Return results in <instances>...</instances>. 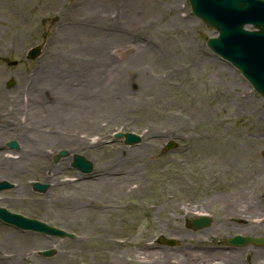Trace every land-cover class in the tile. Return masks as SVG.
<instances>
[{
	"label": "rangeland",
	"instance_id": "obj_1",
	"mask_svg": "<svg viewBox=\"0 0 264 264\" xmlns=\"http://www.w3.org/2000/svg\"><path fill=\"white\" fill-rule=\"evenodd\" d=\"M90 10L100 11L101 18L94 24L86 20ZM176 18L187 22L176 23ZM215 35L212 26L193 14L188 0H19L18 4L0 0V86L6 91L0 97L2 105L9 108L16 100L23 102L20 108L24 109L31 101L37 103V95L30 94L33 89L39 90L45 106L60 100L64 107H72L78 97L88 96L81 88L89 87L83 72L88 67L105 66L103 81L110 84L107 100L76 106L70 112L77 119L63 116L60 121L57 107L55 114L40 116L43 130H51L53 123L77 129L79 123L89 145L73 152L76 146L68 143L42 144L47 156L61 148L71 155L56 163L49 160L56 172L52 177L23 176L29 191L26 197L19 196L16 188L0 191L1 206L74 236L61 238L0 221V253L7 235L24 233L54 241L38 251L40 259L50 264H66L56 259L63 250L71 256L69 264L104 262L106 243L85 246L79 241L83 237L118 240V252H128V258L147 242L153 248L149 264L158 256L156 251L169 263L182 257L181 250L211 247L217 242L213 239L230 245L226 239L233 230L216 237L212 229L219 214L227 219V210L220 213L222 204L209 201L241 190L249 191L256 203L264 201V98L239 69L207 46V38ZM37 43L43 45V53L27 59V49ZM52 72L59 73V81H47ZM11 78L12 87L8 86ZM22 109L19 114L25 113ZM91 122L102 130L86 126ZM116 130L142 134L145 144L142 148L141 143L127 145L123 138L114 137ZM170 140L176 146L165 150ZM128 148L134 151L128 153ZM74 153L93 161L95 171L85 174L72 167ZM124 162L135 171L120 174L118 194L111 189L101 194L100 183L89 176ZM82 177L87 182L81 184ZM36 178L54 184L46 192H37L30 186ZM72 184L74 191L88 192L79 199L78 209L84 210L80 219L66 228L55 216L46 217L44 205L56 202L65 207L70 199L58 194L69 191ZM261 204L250 214L264 212ZM197 210L214 214L207 227L193 228ZM177 228L180 235L174 232ZM162 237L176 244H163ZM49 249L55 253L45 256Z\"/></svg>",
	"mask_w": 264,
	"mask_h": 264
},
{
	"label": "bare ground",
	"instance_id": "obj_2",
	"mask_svg": "<svg viewBox=\"0 0 264 264\" xmlns=\"http://www.w3.org/2000/svg\"><path fill=\"white\" fill-rule=\"evenodd\" d=\"M15 2H19V0H15ZM99 10H90L87 11V18L89 22L96 23V19H100L101 16L98 12ZM187 18H176V23H186ZM108 40V39H107ZM103 45V41L100 42V46ZM106 67L105 66H99L98 69L92 70V67H88L83 70L84 75L88 76V79L86 81L88 82L89 87L86 89V87L81 85V88L83 89L82 94L86 93L88 96L78 97L74 101V105L72 107H64V103L60 100L54 101L51 104H48L47 106L44 105V102L40 99L39 90L35 93L32 89V92L30 93L33 97L37 95V103L35 101H31L28 105L25 106L23 110L26 111L27 117L26 119L31 121L32 125H34V128L36 129V133L34 132H26L24 133L22 131L23 123L21 120H17V114L20 110V106L23 105V102L18 101H12L13 104L10 105V107L7 109L6 113L2 117L0 115V135L4 136L5 133H8L12 130H15L12 133V136L17 137L20 149H21V158L17 161L5 158L3 156H0V178H7L8 176H13L19 174L23 170V166L27 165L29 160L33 159L34 161L37 159H45L46 152L42 151V144L44 143H50V144H58V143H68L70 145L76 146V148H73V152H76L74 150H81L87 145L90 144V142H86L81 134V130L79 129V123H76V126H78L77 129H70V125L68 124L66 127L62 124V126L59 127L55 123L52 124V129L49 130L50 132H47L46 130L41 129V119L40 116H43L45 114H55L54 108L57 107V111L59 114V120L61 121L63 119V116H72L70 112L76 111L75 107L77 106H90L94 104H99L101 102H104L107 100L109 91H110V84H106L103 80L104 73H105ZM64 71L66 74L67 72ZM48 80L53 81H59V73L58 72H52L51 75L47 76ZM150 79V78H149ZM69 80H72V77H69ZM148 82V81H147ZM38 83V81H37ZM39 84V83H38ZM149 84V83H147ZM151 84V80H150ZM58 88L60 89L61 86L59 85ZM97 88V89H95ZM122 88L121 83H119L118 89ZM0 97H5L6 91L3 92L2 89H4L2 86H0ZM59 94H61V89L58 91ZM116 93V92H115ZM15 96V95H13ZM18 97V96H17ZM57 105V106H55ZM2 108L6 107L4 105H1ZM47 109H46V108ZM123 108L122 106H120ZM48 110V111H47ZM75 117V118H74ZM73 119H77L76 115L72 116ZM52 119V118H49ZM83 121V117L79 119L80 122ZM86 126H90L91 128L97 127L98 125H93L92 122L90 124L86 123ZM67 128V129H66ZM98 129L102 130L99 126ZM19 131V132H17ZM40 142V143H39ZM101 142V141H100ZM145 144L144 139L141 140L140 148ZM101 145V144H100ZM48 147V146H47ZM134 149L128 148L127 152L131 153ZM134 170L133 165H129V163L124 162L120 164H115L114 167L109 168L108 166H104L102 168V171L97 172L95 176H89L93 180H97L99 182L102 190L107 191V189H111L112 193L118 194L117 190H119V186L117 184L118 177L120 174L124 173L127 170ZM50 172L51 177L56 173L54 170H48ZM89 179V178H88ZM81 180V179H80ZM87 182L85 177H82V183ZM108 183V185H107ZM133 183V182H132ZM59 184V183H58ZM78 184V183H77ZM28 187L20 181L18 186L16 187L17 193L19 196L24 197L27 196V192L29 193ZM74 186L69 185L68 190L69 191H62L61 194H58V197H68L70 200L66 199L67 205L60 206L58 204L53 202H47L46 205H44L45 214L46 217L55 218L57 221L61 222L66 228H69L70 225H73L75 221H78L81 217V215L84 212L82 209H78L79 207V199L85 195L88 190L86 189L84 192H80L79 190H73ZM106 189V190H105ZM116 189V192H115ZM25 196V197H26ZM72 197V198H71ZM74 197V198H73ZM242 197L240 195H233L232 197L227 198H214L211 197L210 201L213 203H221L222 208L219 209V212L221 213L224 209L228 210L229 212H237L238 218H243L244 222H242V229L243 234H246L248 232H259L260 230L264 229V224L260 225H254L248 221H245V213L250 212V207L253 205L250 204V202L244 201L241 202L240 199ZM112 198H108L106 201H111ZM51 199L50 201H52ZM100 202L102 205H105L107 203ZM207 203V202H205ZM190 210V209H189ZM219 222V223H218ZM238 223H234L232 221L225 220L224 217L221 216V214L218 215V221L213 225L214 230H219L221 227L224 228L223 230H230L232 227H237ZM5 229V228H4ZM3 229V230H4ZM6 230V229H5ZM238 230V231H241ZM198 232V231H197ZM16 233V231H15ZM80 243H83L85 246H91L95 242L99 243H106L107 248L103 249L104 254L106 255V260L104 262H101L100 264H149L152 259V252L153 248L149 246V244L146 242H143L140 244V247L136 250L137 255L128 258L129 253L126 251L118 252V249L120 246L118 245V240H112V239H105L103 237L99 238H91V237H83L80 240ZM3 251L0 253V262L1 260L4 261V264H50V261L41 260L40 256L38 254V251L44 247H48L51 242L54 243V241L51 238H43L37 235H31L24 233L23 235L17 234V235H7L5 239L3 240ZM52 243V244H53ZM124 243H128V240ZM51 244V245H52ZM108 249V251H107ZM182 253V257L179 259L178 264H199L197 262H200L201 264H239L237 263V254L234 253V251L227 252L226 250H217V251H211V250H205L201 251L199 249H185L180 251ZM158 256L152 260V264H169L164 261L163 256L159 252H155ZM163 258V260L160 257ZM255 256V253H254ZM257 256V254H256ZM70 255H67L66 252L60 251L58 256H56V259L65 261L66 264H69ZM218 258L220 261L215 262V259ZM22 261V262H20ZM24 261V262H23Z\"/></svg>",
	"mask_w": 264,
	"mask_h": 264
},
{
	"label": "water",
	"instance_id": "obj_3",
	"mask_svg": "<svg viewBox=\"0 0 264 264\" xmlns=\"http://www.w3.org/2000/svg\"><path fill=\"white\" fill-rule=\"evenodd\" d=\"M194 14L202 18L217 30L218 34L207 39V45L217 54L232 62L243 75L252 83L253 87L264 97V0H189ZM251 24L255 29H246ZM41 53L39 46L33 48L30 56ZM12 84V82L10 83ZM117 137L125 136L127 144L141 141V137L132 132L117 133ZM12 147H18L16 141L9 142ZM175 144L171 141L167 148ZM62 156L67 151H61ZM73 165L83 172L93 169V162L85 156L75 154ZM11 186L0 183V189ZM48 184L36 183L35 189L45 191ZM0 218L23 229H33L57 236H71L63 229L51 226L37 219L27 218L0 207ZM208 217L200 221L194 220V227L207 226ZM198 223V224H197ZM163 242L173 244L174 241L162 239ZM239 242V241H236ZM249 242L245 240L244 243ZM53 250L45 251V255H52Z\"/></svg>",
	"mask_w": 264,
	"mask_h": 264
},
{
	"label": "flooded vegetation",
	"instance_id": "obj_4",
	"mask_svg": "<svg viewBox=\"0 0 264 264\" xmlns=\"http://www.w3.org/2000/svg\"><path fill=\"white\" fill-rule=\"evenodd\" d=\"M6 112L4 111V108H2V106H0V115H3L5 114ZM22 115L24 113H21ZM20 120L22 121L23 123V127H22V131L24 133L26 132H34L36 133V129L34 128V125H32L31 121L29 120H25L23 121L20 117ZM26 124H29L28 126ZM40 143V142H39ZM1 156V155H0ZM7 158V157H5ZM21 157H11V158H8V159H11V160H14V161H17L19 160ZM44 165V167H46L48 169V164H47V158L45 157V159H37V160H29L28 164L27 165H24L23 166V170L17 174L18 176H25V175H28L30 173H38L41 171L42 169V166ZM249 191H244V190H241V191H238L236 193H231L229 197H232L233 195H240L242 198L240 199L241 202L244 203V200L246 202H250L251 205H253L252 207H250V212L248 213H245V221H248L254 225H260V224H264V212L261 211L264 210V201L261 203L259 202H255L254 199H252V197L249 195ZM264 193V191H263ZM261 202V201H260ZM261 204L262 207H260V214L258 215H251L250 213H253L255 211L254 208L256 205H259ZM258 212V211H257ZM249 214V215H248ZM251 215V216H250ZM228 221H232L234 223H238V225H236L237 227H232L230 230H223L224 228H220L219 230H215L214 232V236L218 237L220 235V232H223V231H226L228 234L230 233L231 230H233L235 233L233 234V236H231L230 238L234 237L235 235H244V236H251V237H254V238H264V229L260 230L259 232H248L246 234H243V230L242 229V222H244V219L243 218H238L239 216L237 215V212H229L227 210V215H226ZM230 219V220H229ZM235 219H237V221H235ZM239 220L241 222H239ZM213 227V226H212ZM213 229V228H212ZM214 230V229H213ZM238 230H241V231H238ZM175 233H177V235H180L181 233V230L180 228H177L174 230ZM229 238L226 239V241L228 240ZM223 240H225L223 238ZM212 241V239H211ZM213 241H217L215 244H213L211 247H202L200 248L199 246L195 247V249H199L201 251H205V250H211V251H217V250H226L227 252H230V251H234L235 254H237V257H236V261L237 263L239 264H264V243H251V244H247V246L245 245H241L243 247L241 248H235L237 246H234V245H225V244H221L220 241H222L221 239H213ZM254 253H255V256H254ZM257 254V256H256ZM220 260L218 258L215 259V262H219ZM199 264H201L200 262H197Z\"/></svg>",
	"mask_w": 264,
	"mask_h": 264
}]
</instances>
